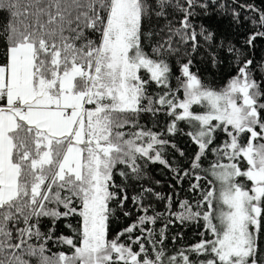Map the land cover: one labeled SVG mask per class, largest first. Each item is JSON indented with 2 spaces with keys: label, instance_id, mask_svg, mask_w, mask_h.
Segmentation results:
<instances>
[{
  "label": "snow or ice",
  "instance_id": "snow-or-ice-1",
  "mask_svg": "<svg viewBox=\"0 0 264 264\" xmlns=\"http://www.w3.org/2000/svg\"><path fill=\"white\" fill-rule=\"evenodd\" d=\"M170 3L155 0V14L164 15ZM186 3L188 7L177 4L185 15L174 34L195 41L197 34L188 35L187 30L196 0ZM0 10L11 18L5 30V62L0 63V264H32V259L37 264H197L184 251L166 256L163 229L156 240L154 230L145 228L155 224L159 214L148 215L151 206L144 207L140 197L132 199L144 214L109 238V205L118 198L113 190L118 187L113 180L116 166L123 164L137 175L142 172L138 160L172 167L163 158L169 141L128 117L165 109L173 118L168 133L174 134L180 121L193 129L187 135L198 151L180 178L192 175L195 183L190 187L201 193L195 210L185 200L179 202L180 211L170 215L181 222L202 217L213 237L187 251L209 257L198 264H261L264 91L248 70L252 61L219 90L190 71L191 61L183 64V79L176 77V91L183 90L180 99L169 87V64L141 46L142 23L151 11L148 0H0ZM260 23L264 25V13ZM88 33L99 34L98 40ZM168 44L172 51L170 40ZM153 52L159 54L161 48ZM152 83L163 91L150 93ZM194 106L204 110L195 112ZM129 125L137 130H121ZM218 129L229 139L213 147ZM208 153L217 159L203 169L202 158ZM173 171L180 175L179 168ZM127 199L123 195L121 207ZM168 200L170 208L171 197ZM201 205L206 210L201 211ZM72 216L80 218L73 229L78 239L57 240L73 251L48 255L52 230L41 232L40 218L55 223ZM137 229L141 235L133 238ZM125 236L129 243L122 242Z\"/></svg>",
  "mask_w": 264,
  "mask_h": 264
},
{
  "label": "trees",
  "instance_id": "trees-1",
  "mask_svg": "<svg viewBox=\"0 0 264 264\" xmlns=\"http://www.w3.org/2000/svg\"><path fill=\"white\" fill-rule=\"evenodd\" d=\"M151 5L149 15L142 23V48L153 58L164 59L171 68L169 87L182 99L183 90L178 89L179 82L176 77H181V66L191 61L190 71L196 74L203 83L213 89H221L228 81L235 77L239 68L246 61H252L249 65V72L253 79L261 85L264 91V36H256V33L264 32V25L260 23V15L264 13V0H196V6L191 9L192 15L188 17L191 28L187 30L188 35L193 31L197 34L196 40H182L180 34H174L175 29L181 28L184 20V12L177 7H188L186 0H171L168 7L164 9V15L157 16L155 13L159 8L155 0H148ZM200 5H206L201 7ZM250 6V7H249ZM10 14L7 10H0V63L5 62L4 42L6 38V28L10 23ZM170 29L172 31H170ZM150 34V35H149ZM211 34L210 39H205ZM89 37L98 40L99 34L88 33ZM256 38L249 43V38ZM171 41L172 51H169L168 41ZM160 47L159 54L153 49ZM231 49V50H230ZM144 74V70H142ZM145 78L147 76L145 75ZM183 79V77H181ZM162 86L152 83L149 92L152 94L162 92ZM260 102L264 103V100ZM138 120V125L145 130L160 133L162 138L168 140V145L163 151V158L169 162L171 168L159 162L152 163L145 160H138L142 172L137 175L123 164H118L113 172V180L118 186L113 189L118 193V198L110 203L113 210L109 219V238L115 237L118 233L137 221L138 216L143 215L140 204L134 203L132 197H140L144 207L151 206L148 215L159 214V219L155 224H147L145 228H152L156 240H160V232L163 229V247L166 256H173L181 251L189 255L195 262L209 258L205 254L197 255L187 250L201 240L212 239V235L205 227L202 217L198 220H185L181 222L170 215L180 211L179 202L187 200L195 210L196 203L201 200L200 190L193 191L191 185L195 183L192 175L183 177V170L190 169L191 161L198 151V146L193 142L187 133L193 131L188 123L180 121L177 124V131L172 134L167 132L168 125L172 122V117L167 115V110L152 113H141L139 117H128ZM125 133L136 131L131 125L121 129ZM216 139L213 147L220 146L229 137L222 130L216 132ZM246 138L241 140L245 143ZM175 145V147H172ZM183 153V155H181ZM217 159L215 153H208L202 158L201 167L207 169L209 165ZM226 162V158L224 160ZM243 168V164L241 163ZM179 168L178 176L173 169ZM126 173L121 176L120 172ZM204 173L201 172V175ZM208 179H212L210 176ZM203 188H207V181H201ZM145 189H151L146 192ZM156 193L160 194L158 198ZM128 199L123 206L120 200L123 195ZM168 197H171L169 208ZM56 207V205H49ZM59 210L64 211L60 206ZM206 210L201 205V211ZM130 215H125V213ZM78 216L61 218L53 223V218L41 217L39 227L41 232L47 234L52 230V239L47 242L48 255L52 253L65 252L71 254L73 249L58 242L60 236L78 239L73 229L79 227ZM35 222V219L33 220ZM72 225L71 228L67 225ZM23 227L21 223L19 225ZM133 238L141 235L139 229L131 234ZM122 242L129 243L127 236L121 237ZM34 243H39L33 241ZM259 256L261 264H264V232L258 236ZM151 251V245H146ZM134 250L137 245L133 244ZM179 259V257H177ZM32 264H37L32 259Z\"/></svg>",
  "mask_w": 264,
  "mask_h": 264
},
{
  "label": "rangeland",
  "instance_id": "rangeland-1",
  "mask_svg": "<svg viewBox=\"0 0 264 264\" xmlns=\"http://www.w3.org/2000/svg\"><path fill=\"white\" fill-rule=\"evenodd\" d=\"M193 110H194L195 112H202L204 109H203L202 106H194V109H193ZM261 142H264V141H261ZM242 164H243V168H245V167H246V162H242ZM241 179H243V178H241ZM247 186H248V187H251V183L248 182Z\"/></svg>",
  "mask_w": 264,
  "mask_h": 264
}]
</instances>
